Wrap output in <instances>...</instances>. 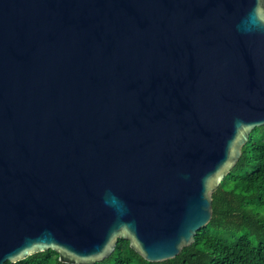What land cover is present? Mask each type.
<instances>
[{"label":"water","instance_id":"1","mask_svg":"<svg viewBox=\"0 0 264 264\" xmlns=\"http://www.w3.org/2000/svg\"><path fill=\"white\" fill-rule=\"evenodd\" d=\"M261 126L264 0H0V264L175 258Z\"/></svg>","mask_w":264,"mask_h":264},{"label":"trees","instance_id":"2","mask_svg":"<svg viewBox=\"0 0 264 264\" xmlns=\"http://www.w3.org/2000/svg\"><path fill=\"white\" fill-rule=\"evenodd\" d=\"M5 264L66 263L47 250ZM95 264H264V126L251 131L239 160L212 194L210 222L179 255L148 262L119 239L112 254Z\"/></svg>","mask_w":264,"mask_h":264},{"label":"clouds","instance_id":"3","mask_svg":"<svg viewBox=\"0 0 264 264\" xmlns=\"http://www.w3.org/2000/svg\"><path fill=\"white\" fill-rule=\"evenodd\" d=\"M111 196V194H109ZM111 199L112 200H115L116 198L114 196H111ZM107 202V201H106Z\"/></svg>","mask_w":264,"mask_h":264}]
</instances>
